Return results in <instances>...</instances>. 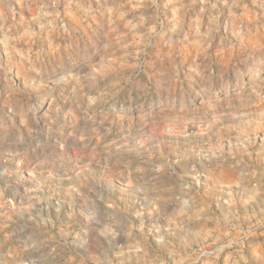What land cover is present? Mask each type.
<instances>
[{
	"label": "rangeland",
	"instance_id": "374dc122",
	"mask_svg": "<svg viewBox=\"0 0 264 264\" xmlns=\"http://www.w3.org/2000/svg\"><path fill=\"white\" fill-rule=\"evenodd\" d=\"M0 264H264V0H0Z\"/></svg>",
	"mask_w": 264,
	"mask_h": 264
},
{
	"label": "crops",
	"instance_id": "0c3cea01",
	"mask_svg": "<svg viewBox=\"0 0 264 264\" xmlns=\"http://www.w3.org/2000/svg\"><path fill=\"white\" fill-rule=\"evenodd\" d=\"M228 205H233L234 204V202H229V203H227Z\"/></svg>",
	"mask_w": 264,
	"mask_h": 264
}]
</instances>
